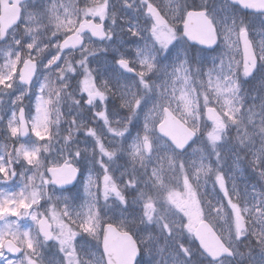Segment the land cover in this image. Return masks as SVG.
I'll return each mask as SVG.
<instances>
[{
  "label": "snow or ice",
  "instance_id": "6c2138e0",
  "mask_svg": "<svg viewBox=\"0 0 264 264\" xmlns=\"http://www.w3.org/2000/svg\"><path fill=\"white\" fill-rule=\"evenodd\" d=\"M261 23L264 0H0V264H264Z\"/></svg>",
  "mask_w": 264,
  "mask_h": 264
},
{
  "label": "clouds",
  "instance_id": "9594fccd",
  "mask_svg": "<svg viewBox=\"0 0 264 264\" xmlns=\"http://www.w3.org/2000/svg\"><path fill=\"white\" fill-rule=\"evenodd\" d=\"M256 27L264 29V23L258 24ZM252 38H253L254 42L256 43V45L258 47L257 54L258 55L264 54V31H262L260 33V35H256L255 32H253ZM73 135L75 137V133ZM57 139H58V141L60 140L59 137ZM56 146L59 147L60 144L57 143ZM72 147H75V145L73 144ZM81 147H83V145H81ZM92 155H93L92 152L89 150L87 159L77 162L78 166L81 167V169H82L81 177H80L81 180L83 179L84 175L87 174L89 168L92 167L91 162H90L91 158H92Z\"/></svg>",
  "mask_w": 264,
  "mask_h": 264
}]
</instances>
